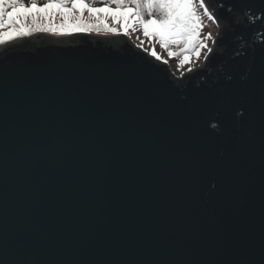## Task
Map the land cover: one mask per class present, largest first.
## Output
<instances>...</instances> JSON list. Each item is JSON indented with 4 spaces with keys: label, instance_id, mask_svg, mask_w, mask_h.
<instances>
[{
    "label": "water",
    "instance_id": "obj_1",
    "mask_svg": "<svg viewBox=\"0 0 264 264\" xmlns=\"http://www.w3.org/2000/svg\"><path fill=\"white\" fill-rule=\"evenodd\" d=\"M205 1L181 75L125 33L0 48V264H264V0Z\"/></svg>",
    "mask_w": 264,
    "mask_h": 264
},
{
    "label": "snow or ice",
    "instance_id": "obj_2",
    "mask_svg": "<svg viewBox=\"0 0 264 264\" xmlns=\"http://www.w3.org/2000/svg\"><path fill=\"white\" fill-rule=\"evenodd\" d=\"M67 2L68 0H49L44 6H38L34 2L28 6V4L22 3L21 0H0V28L20 24L21 18L27 20L29 16L37 13L51 15L52 10H58L67 18L73 10H79L81 15L87 10L94 14L111 13L117 23L123 22L125 34L128 33L130 21L133 25L139 23L142 26L145 37H158L160 43L165 47L169 43L183 41L187 45L184 51L186 53L194 51L197 58L200 56V49L207 48V44L201 38L202 22L197 12L195 0H131L135 4V7H117L115 9L109 7H90L85 0H71V7H66ZM199 2L207 13L208 9L204 5L203 0H199ZM117 3L124 5L125 0H117ZM5 5L11 10L7 11ZM145 11L149 17L148 19L144 18ZM157 13L159 14L158 17ZM5 17L7 18L6 20ZM209 18H212L211 15H209ZM87 30L89 29L75 28V31ZM111 31L115 32L116 30L111 29ZM19 32L25 35L30 34L23 28ZM16 34L17 30L12 28L11 31L5 32L3 35L8 39H14L16 38ZM208 39H211V34H209ZM3 42V38H0V43ZM152 55L159 59L154 50L152 51ZM185 63H191V58L188 55H185L181 61L182 65ZM212 127L215 128L216 125L213 124Z\"/></svg>",
    "mask_w": 264,
    "mask_h": 264
},
{
    "label": "rangeland",
    "instance_id": "obj_3",
    "mask_svg": "<svg viewBox=\"0 0 264 264\" xmlns=\"http://www.w3.org/2000/svg\"><path fill=\"white\" fill-rule=\"evenodd\" d=\"M204 2L206 3V1L204 0ZM200 3L199 0H195V5L197 8V4ZM206 6L208 8V10L210 11V13H206L204 11V9H200L198 15L201 18V22L203 24L206 25V29L202 30L201 32V38L203 40V42L205 44H207V48H201L200 49V56L199 58L196 57L195 52L194 51H188L187 53L184 51V49H182V45H183V41H180L179 43H169L167 47H165L163 44L160 43V40L158 37H145L143 35V31H142V26L139 23L136 24H132L131 21L130 23V27L128 29V33L127 35L137 44L142 45L143 47L147 48L148 51L150 53H152V51L154 50L157 53V56L168 61L171 65V68L173 69V71L177 74V75H181L182 72L187 71L189 69H191L192 67L198 66L200 64H202L204 62V59L206 57V54L208 53L209 49L211 48L213 41L216 37V34L218 32V23L217 20L215 19L214 15L212 14L211 9L209 8V6L206 3ZM68 7V6H66ZM92 7V6H90ZM122 7H135V6H130V5H125ZM96 8V7H94ZM115 9V8H114ZM54 11V10H53ZM58 11V10H57ZM198 12V10H197ZM58 13L63 14L62 12L58 11ZM71 13L73 14H81L79 12V10H73ZM92 17L94 20H98V17L101 15H109L108 17L111 18L113 17L111 13H98V14H94V13H90L87 10H85L83 12V17ZM209 15H211V17L213 18H209ZM144 18L148 19L149 17L147 16L146 11L144 12ZM114 20H116L113 17ZM117 22V21H116ZM118 29L115 32H108V31H99V32H95V33H124V25L123 22L121 21L120 23L117 24ZM55 31H61L60 33L57 32H52L51 34L54 35H66V34H70L73 32H77V31H73V32H68V30L64 29L63 26H57L55 25ZM12 28H15L13 25L12 26H8V27H4V28H0V38H3L4 42L0 43V48L2 46H4L5 44L9 43V42H13L15 40L21 39L25 36L28 35H20L16 34V38L14 39H8L7 37H5L3 34L5 32H9L12 30ZM17 30V29H16ZM43 31H38L36 33H41ZM34 33V34H36ZM50 33V32H48ZM209 34H211V39H208ZM188 55L191 58V63H185V64H181V61L184 59V56Z\"/></svg>",
    "mask_w": 264,
    "mask_h": 264
},
{
    "label": "trees",
    "instance_id": "obj_4",
    "mask_svg": "<svg viewBox=\"0 0 264 264\" xmlns=\"http://www.w3.org/2000/svg\"><path fill=\"white\" fill-rule=\"evenodd\" d=\"M22 3L28 4L30 6L31 3H36L38 6H44L49 2V0H21ZM86 3L89 4V6L96 7V8H101V7H109V8H117V7H122L125 5H130V6H135L131 2V0H125L124 5H120L117 3V0H85ZM204 2V0H203ZM204 5L206 6V3L204 2ZM66 6L71 7V0H68L66 3ZM207 7V6H206ZM5 8L7 11H10L11 9L7 8V5H5ZM204 9L200 5V3L197 4V10L198 13L200 9ZM208 9V8H207ZM208 13L210 11L208 10ZM157 13V17H158ZM109 15H101L98 17V20H94L92 17H83L81 14H73L70 13L67 18L65 17L64 14L58 13L57 10H52L51 15L47 13H37L33 16H29L27 20H24L21 18V23L20 24H13L14 27H16L18 34H20L19 30L23 28L26 32H29L30 34L27 35H32L38 31H43V32H57L60 33L61 31H55V25L57 26H63L64 29L68 30V32H73L75 28L81 27V28H87L89 32H99V31H108V32H113L111 29H115L117 31L118 26L116 20L113 19V17L109 18ZM213 18V17H212ZM7 18L5 17V20ZM42 29H48V30H42ZM206 29V25L202 23V30ZM20 35H25V34H20ZM187 45L183 43L182 49H185Z\"/></svg>",
    "mask_w": 264,
    "mask_h": 264
}]
</instances>
